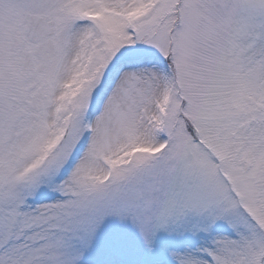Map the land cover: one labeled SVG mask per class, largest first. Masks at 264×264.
<instances>
[{
  "label": "snow or ice",
  "instance_id": "6c2138e0",
  "mask_svg": "<svg viewBox=\"0 0 264 264\" xmlns=\"http://www.w3.org/2000/svg\"><path fill=\"white\" fill-rule=\"evenodd\" d=\"M0 264H264V0H0Z\"/></svg>",
  "mask_w": 264,
  "mask_h": 264
}]
</instances>
